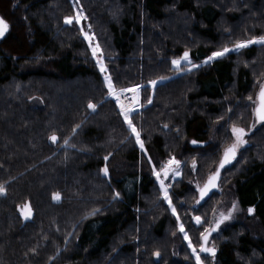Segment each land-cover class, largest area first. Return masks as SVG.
Instances as JSON below:
<instances>
[{
	"label": "trees",
	"instance_id": "trees-1",
	"mask_svg": "<svg viewBox=\"0 0 264 264\" xmlns=\"http://www.w3.org/2000/svg\"><path fill=\"white\" fill-rule=\"evenodd\" d=\"M78 1L88 21L101 24L115 88L141 86L130 119L144 152L80 26L65 23L71 1L12 0L28 44L20 55L0 47V264H196L182 237L170 234L169 207L155 198L151 168L175 157L215 171L228 143L225 109L264 79V45L202 61L218 47L264 35V0H120L125 12L114 19L96 0ZM179 13L190 26L167 29L163 23ZM185 49L199 67L176 73L170 61ZM255 153L220 174L219 185L232 172L238 206L253 211L245 228L223 232L214 257L200 254L211 264H264V155ZM181 185L175 195L187 190ZM25 202L33 210L27 221L18 211Z\"/></svg>",
	"mask_w": 264,
	"mask_h": 264
},
{
	"label": "rangeland",
	"instance_id": "rangeland-1",
	"mask_svg": "<svg viewBox=\"0 0 264 264\" xmlns=\"http://www.w3.org/2000/svg\"><path fill=\"white\" fill-rule=\"evenodd\" d=\"M70 1L72 4V7H73V12L70 16H75V14L77 12L82 11L83 17H87L84 9L82 8V6L80 5L78 0H70ZM94 1L95 0H90V2H94ZM117 2H120V0H96L95 4L96 5H102V7L104 5V7L102 8L103 12L104 13H105V11L109 12V16L114 19L116 17V14L118 16H120L125 12V7L123 8L122 3L120 2L121 3V5H120V3H117ZM220 2L222 4L224 3L223 0H220ZM16 10L17 9L13 5L12 0H0V17H2L7 22V24L9 25L8 32L7 33L5 32L6 34H4L3 37H0V47L2 48V50L5 53L10 54V55L24 54L25 51L27 50V44H28L25 25L21 21V19L19 18L20 12L16 11ZM115 11H117V12L115 14H113V12H115ZM83 17L81 18L79 23H76L74 20L72 24H77L80 26V28L83 29V32L81 31L83 37H84V34H83L84 32H87V33H89L90 36H92V46L91 47L89 46L91 53H92V47H95L96 44H99V47H100L101 52H102L101 43L99 42V38H98V35L101 34L100 33L101 32L100 22L99 23H97V21H93V22L91 21L90 22V21H88V18L84 19ZM95 19L98 20L97 17H95ZM190 22L191 21H188L186 14L179 13V14L175 15L174 18H172L170 21L163 23V25L166 26L167 29L174 31L176 27L173 29V27H172L173 25L179 27L180 29H182V28L186 29V27L190 26ZM95 24H98V28L96 29V32L98 34H95V29H94ZM89 25H91L90 28H89ZM102 39L105 40L106 43L108 42L106 40V38L104 37V32H103V38ZM85 40L89 45V41L87 39H85ZM105 42L103 41V43H105ZM107 44H103V46H105ZM234 44L227 46V47H229L231 49V48H233ZM222 48H224V47H222ZM222 48L218 47L214 51L221 50ZM239 50H241V49H239ZM239 50H233V51H230L229 53H233V52L238 53ZM185 51H188V49H185L180 55L173 57L170 61L171 68L173 70H175L176 73H180L181 71H186L187 69L191 68V65L185 61H182L180 64V69H183V70H178L177 67L172 64V60L180 58ZM227 54L228 53H226L225 55H227ZM93 58L95 60L97 69L102 74L103 79L105 81V76H109V74L107 73L106 65H105L104 59H103L104 53L102 52V55H101V53H98L97 56L96 57L93 56ZM100 58H102L103 64L105 66L104 72L100 71L99 64L97 63V60ZM205 60H206V58L204 59V61ZM204 61H202V63H204ZM239 63L248 64V65L252 64V62H247L245 60H243V61L239 60ZM193 64H196V63H193ZM172 74H175V72ZM163 80H164V78H160L157 81V83L162 82ZM263 83H264V79H262L261 82L259 81V82L255 83L256 86H255L254 92L252 93V96H247L246 98H244L242 100L240 99V102L237 100V101H234L233 103H231L229 108L227 107L225 109V112H226L225 113V119H223V121H221V123L227 121V123L225 124V128H224V130H225L224 135L228 139L227 145L231 144L234 140V137L231 134V126L233 124H235L238 127H243L248 132V135L244 137V139L247 141V143L245 145L241 146V148L237 152L236 160H234L235 161L234 165H236L235 170H237V168L239 169V167L242 165V163L245 162L248 152H251V151L257 152V153H255V157H260L261 155H264V122H258L256 115L254 113V108L257 106V102H258L257 96H258V93L260 91V86ZM105 85L107 86L106 81H105ZM150 86H152V85H150ZM131 88L136 89V86H133ZM116 90H118V89H116ZM140 92H141V89L139 88V90L137 91L138 105L135 108H133V111L135 109H138L140 106ZM232 95L233 94H230V96H232ZM110 97L113 98L114 100H116L114 96H110ZM249 97H251L252 99L249 100ZM230 102H232V99H230ZM239 105L240 106L243 105L244 110H239ZM116 108L118 110L117 106H116ZM126 123H127V121H126ZM260 130H261V132L256 133L257 131H260ZM131 131H132V129H131ZM133 135L135 137L134 133H133ZM135 139H136V137H135ZM137 144L139 146V143H137ZM227 145H225V147ZM139 148H140V146H139ZM140 150H142L144 152V149L140 148ZM170 158L171 157H169L168 159H170ZM168 159H166L164 162H166ZM193 161H195V160L192 159L187 164V166L182 161H180L181 162V164H180V173H181L180 176H176L173 179L172 174L170 173L169 177L167 179H165V183L170 186L169 194L172 198L173 205L176 207V213L180 217L179 223L184 224L185 230L188 232L189 238L192 241V245L194 247H196L197 250L199 251V244L201 243V240L199 238L200 232H203L205 228L212 226L214 224L215 220L219 218L220 212H224L226 214L228 209H230L232 207L233 202H236V199H235L233 191L230 189V186L228 184L229 180H230L229 175H232V172L229 171L226 175H224L222 183L220 185H218L217 191H215L216 193H214L212 195V197L210 199H208L207 201L202 202V200L199 199V191L197 190L196 185L199 184L200 186H202L204 184V181L207 179L209 169L205 168L203 163H202L203 165H201V163H199V160H198V162L195 161L196 167H195V169H193ZM164 162H162V163H164ZM160 165L157 167L155 166L157 171H159ZM151 173H152V176H153L155 184H156V191L154 193L156 196L155 198L158 200L164 201L162 199L161 193L159 191V181L156 179V176L153 173V166L151 168ZM161 178L163 179L164 177L161 176ZM182 181H184L187 184V190L185 191V193L183 195H181L180 193H177L175 195V192L179 191V189H178L179 186H182L181 185ZM198 200L200 201L199 204H197ZM164 202L169 207L168 202L167 201H164ZM236 204H237V202H236ZM25 205H30V204L28 202L22 203L19 206L18 211H19L21 218L24 221H27V220H30L32 218L33 210L30 206L31 215L27 219H25L24 215L22 214V210L25 209ZM169 213L171 216L170 217L171 218L170 224L172 226L171 230L173 231L170 233L171 236L173 238H175L176 240H178V237L176 234H179L182 237V239L184 240V242L187 246V250L190 251V253L192 254V258H193L194 262L196 263L195 257L192 253V249L188 246V241L185 240L183 238V234L178 231V222L176 219V215H173L170 207H169ZM250 215H251V213H249L248 210H242L237 204V210L235 212H233L232 219L224 221V223H222L220 225V227L215 232L212 233L213 235L211 234L212 239L209 241L208 246L216 248L217 245L223 240V232L227 229L229 232H233L234 230H236V231L240 230L242 227L245 228V226L248 225L246 222V217H248ZM194 216H200L202 218V220L204 221L202 223V225L194 226V220L192 219V217H194ZM175 230H177V233L175 232ZM261 236L264 238V230L261 231ZM116 250H117V248H115V249L112 248L111 252L114 253ZM201 260L203 261V264H211L210 259H205V258L201 257Z\"/></svg>",
	"mask_w": 264,
	"mask_h": 264
},
{
	"label": "snow or ice",
	"instance_id": "snow-or-ice-1",
	"mask_svg": "<svg viewBox=\"0 0 264 264\" xmlns=\"http://www.w3.org/2000/svg\"><path fill=\"white\" fill-rule=\"evenodd\" d=\"M82 17H83L82 11L77 12L75 14V16L65 17V23L66 24H72L74 20L76 23H79ZM83 18L86 19L87 17H83ZM8 27H9V25L7 24V22L2 17H0V37L4 36L5 32L8 30ZM90 27H91V25H89V28ZM81 31L83 32L82 28H81ZM83 34H84V38L89 41V46L91 47L92 46V36H90L89 33H87V32H84ZM254 44L264 45V35L253 36L250 39L237 41L233 45V48H231V49L229 47L225 46L221 50L213 51L211 53V55L206 58L204 63H207L208 61H211L217 57L224 56L226 53H229L230 51L246 48V47H248L250 45H254ZM98 53H101V55H102L99 44H96L95 47H92V55L94 57H96ZM182 61H185L191 65V68L187 69L188 71H191L192 69L199 67V65L193 64L191 62L190 55H189L188 51H185L180 58L173 59L172 64L175 65L178 70H183V69H180V64ZM97 63L99 64L100 71L104 72L105 66L103 64L102 58L98 59ZM105 81H106L107 87H108V94L110 96H114L116 98L117 103L120 104L121 112H122L125 120L127 121L129 127L132 129V132L135 134L137 143H139V146L141 149H144V144L140 139V133L136 130L135 126L133 125L132 120L129 118V115L133 111V108L132 107H126L124 104L120 103V96L117 93V90H116V88H115V86L111 80V77L105 76ZM148 83L150 85L155 86L157 81L153 80V81H149ZM140 87H141L140 85H137L136 90L138 91ZM124 91H126V90L120 89V92H124ZM251 99L252 98L249 97V100H251ZM150 102L151 101L149 100V103ZM88 107L91 109H95L96 105L90 102L88 104ZM254 113L257 117L258 122H264V84H262L260 86V91L258 93V102H257V106L254 108ZM78 127H79V125L76 126V128H78ZM165 127H167V125H165ZM75 130L76 129L74 128L73 131H75ZM231 134L234 137V140L231 144L224 147L221 158L219 160V164L217 165L215 171L211 172L207 176V179H206V181L202 187L199 184L196 185L197 190L199 191L200 200H203L206 196L209 195L210 192H212L213 189H216L218 187V181L220 179L221 169H224L225 166L230 165L232 163V161L236 159L237 152L241 148V146L245 145L247 143V141L244 139V137L248 135V132L243 127H238L235 124H233L231 126ZM50 139L53 142H55L58 138L55 134H53L52 136H50ZM64 143L67 144L68 140L65 139ZM191 143L196 144L198 142L193 140ZM104 159L107 160L108 157H105ZM149 159H151V158H149ZM180 164H181V162L179 160H177L175 157H171L166 162H164L160 165L159 171H157L155 166H153V173L156 176V179L159 181V191L161 193L162 199L164 201L168 202V205L171 208L173 215H176V219L178 222V231L180 233H182L183 238L188 241V246L192 249V253L195 257L196 264H203V261L201 260V255H200L201 252L209 253L213 257L215 256V253H216L215 247H208L207 246L209 236L211 235L212 232H215L220 227V225L222 223H224V221L232 219L233 212H235L237 210V204H236V202H233L232 207L230 209H228L226 214L224 212H220L219 218L215 220L214 224L210 227L205 228L203 232H200L199 238L202 241V243L199 244V251H198L197 248L192 245V241L189 238L188 232L185 230L184 224L179 223L180 217L176 213V207L173 205L172 198L169 194L170 186L165 183V179H167L169 177L170 173L172 174L173 179L176 176H180V174H181L180 173ZM195 167H196V163H195V161H193V169H195ZM102 171L105 173V175H107V173H108L107 167L103 168ZM161 176H163L164 178L162 179ZM5 191L6 190H5L4 185H0V194H4ZM115 195L118 197L119 193L117 192ZM53 198L59 200L60 194L54 193ZM199 202L200 201L198 200L197 204H199ZM96 211H98V210H93V212L90 214L94 215ZM248 211H249V213H251L253 211V209L249 208ZM22 214L24 215L25 219H27L31 215L30 205H25V209L22 210ZM192 219L194 220V226H200L204 222L200 216H194V217H192ZM154 254L156 256L160 255L159 252H156Z\"/></svg>",
	"mask_w": 264,
	"mask_h": 264
},
{
	"label": "built area",
	"instance_id": "built-area-1",
	"mask_svg": "<svg viewBox=\"0 0 264 264\" xmlns=\"http://www.w3.org/2000/svg\"><path fill=\"white\" fill-rule=\"evenodd\" d=\"M120 89H125L126 91L120 92ZM120 89L117 90V93L120 96V103L124 104L126 107L135 108L138 105V94L136 89H132V88H120ZM116 106L118 107V111L122 114L120 109V104L117 103V101H116ZM131 113L129 115V118L131 117Z\"/></svg>",
	"mask_w": 264,
	"mask_h": 264
},
{
	"label": "water",
	"instance_id": "water-1",
	"mask_svg": "<svg viewBox=\"0 0 264 264\" xmlns=\"http://www.w3.org/2000/svg\"><path fill=\"white\" fill-rule=\"evenodd\" d=\"M263 84H264V83H263ZM257 100H258V96H257ZM256 118H257V117H256ZM202 144H203V143H196V144H193V145H202ZM233 161H234V160H233ZM233 161H232V163H233ZM232 163H231V164H232ZM231 164H230V165H231ZM230 165L225 166V168L228 167V166H230ZM225 168H224V169H225ZM224 169H221V172H222ZM220 174H221V173H220ZM219 180H220V179H219ZM204 183H205V182H204ZM218 185H219V181H218ZM202 186H203V185H202ZM202 186H201V187H202ZM217 188H218V187H217ZM217 188H216V189H213L212 192L209 193V195H210L211 193L217 191ZM209 195H208V196H209ZM206 197H207V196H206ZM206 197H205V198H206ZM205 198H204V199H205ZM199 199H200V196H199ZM212 233H213V232H212ZM212 233H211V234H212ZM210 236H211V235H210ZM210 236H209V238H210ZM208 241H209V239H208ZM207 246H208V244H207ZM208 247H209V246H208ZM200 254H202V255H207V256H211V254H209V253H203V252H201Z\"/></svg>",
	"mask_w": 264,
	"mask_h": 264
},
{
	"label": "flooded vegetation",
	"instance_id": "flooded-vegetation-1",
	"mask_svg": "<svg viewBox=\"0 0 264 264\" xmlns=\"http://www.w3.org/2000/svg\"><path fill=\"white\" fill-rule=\"evenodd\" d=\"M8 32V30L6 31V33ZM2 39V38H1Z\"/></svg>",
	"mask_w": 264,
	"mask_h": 264
},
{
	"label": "crops",
	"instance_id": "crops-1",
	"mask_svg": "<svg viewBox=\"0 0 264 264\" xmlns=\"http://www.w3.org/2000/svg\"><path fill=\"white\" fill-rule=\"evenodd\" d=\"M110 96V95H109Z\"/></svg>",
	"mask_w": 264,
	"mask_h": 264
}]
</instances>
